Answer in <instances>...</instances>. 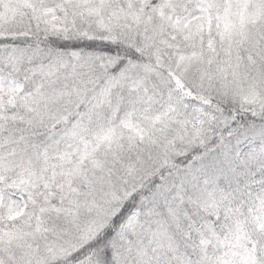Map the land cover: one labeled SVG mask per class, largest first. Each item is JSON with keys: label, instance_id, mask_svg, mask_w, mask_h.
<instances>
[{"label": "snow or ice", "instance_id": "1", "mask_svg": "<svg viewBox=\"0 0 264 264\" xmlns=\"http://www.w3.org/2000/svg\"><path fill=\"white\" fill-rule=\"evenodd\" d=\"M0 264H264V0H0Z\"/></svg>", "mask_w": 264, "mask_h": 264}]
</instances>
